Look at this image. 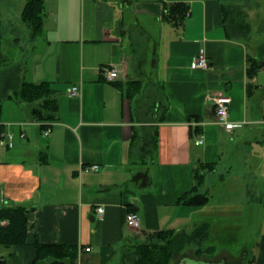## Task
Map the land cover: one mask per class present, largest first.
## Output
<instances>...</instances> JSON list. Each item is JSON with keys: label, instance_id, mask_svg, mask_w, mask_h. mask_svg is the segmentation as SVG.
I'll use <instances>...</instances> for the list:
<instances>
[{"label": "crops", "instance_id": "crops-1", "mask_svg": "<svg viewBox=\"0 0 264 264\" xmlns=\"http://www.w3.org/2000/svg\"><path fill=\"white\" fill-rule=\"evenodd\" d=\"M175 2L188 7L180 25L163 19ZM263 29L260 0H45L43 33L22 62L0 69V119L13 134L12 147L0 146V206L29 209L26 243L0 245L8 264H32L35 239L78 246L77 264H112L147 232L188 230L191 212L212 205L177 203L194 193L198 168L197 192L207 195L233 168L241 194L260 192L253 243L220 262L264 264L263 189L254 186L264 185ZM201 47L208 67L194 68ZM248 57L263 60L251 79ZM104 65L117 68L115 79L100 74ZM16 80L47 81L55 117L34 118L30 103L10 97ZM206 93L230 97L233 129L216 123ZM131 211L137 228L125 222Z\"/></svg>", "mask_w": 264, "mask_h": 264}, {"label": "trees", "instance_id": "trees-1", "mask_svg": "<svg viewBox=\"0 0 264 264\" xmlns=\"http://www.w3.org/2000/svg\"><path fill=\"white\" fill-rule=\"evenodd\" d=\"M44 3L45 0H26L21 9V20L29 28L32 38H36L43 33L44 22ZM188 14V7L181 2L165 4L163 19L180 25L184 17ZM240 25V32L243 35L248 34V23H237ZM1 45V39H0ZM246 72L251 79L256 70L263 64V60L259 62L255 58L248 57ZM4 64V57L0 52V66ZM14 69V68H13ZM252 83L248 82L247 90L250 92ZM13 95L20 101L30 103L29 114L37 119L49 120L55 117V100L52 97L53 90L47 81L33 83L30 81L16 80V84L11 87ZM4 93V92H3ZM2 94V93H1ZM9 95V94H8ZM13 95H10V97ZM2 97V95H0ZM1 100H0V118H1ZM199 128H193V135L198 133ZM4 132V127L0 119V137ZM192 133V132H191ZM151 144H154L155 134L150 136ZM194 137V136H193ZM264 144V138L262 139ZM212 169L209 165L203 168V171ZM195 184L192 189L194 193H183L178 196L177 203L186 205L203 206L207 204L209 198L205 193L197 192L196 186L200 185L204 179V172L200 168L194 171ZM264 202V185L263 196ZM29 209L23 205L4 204L0 206V219L6 220L4 224H0V245L3 247H12L26 243L27 239V215ZM210 224L201 222L192 230H181L175 228L160 229L147 232L141 240L137 238V242L133 245L131 252L124 249L120 255V264H126L125 260L131 264H168L173 254L179 251L186 244H197L200 246L202 241L209 235ZM140 240V241H139ZM34 256L32 264H77L79 255L78 246L72 244L60 243H43L35 239L33 241ZM211 247V246H210ZM210 250L211 248L208 247ZM124 261V262H123ZM123 262V263H122ZM0 264H8V260L0 255Z\"/></svg>", "mask_w": 264, "mask_h": 264}, {"label": "rangeland", "instance_id": "rangeland-1", "mask_svg": "<svg viewBox=\"0 0 264 264\" xmlns=\"http://www.w3.org/2000/svg\"><path fill=\"white\" fill-rule=\"evenodd\" d=\"M25 1L0 0V39L2 38L0 52L4 57L6 66L9 61L12 63L22 62L25 59L24 54L28 46L35 44L32 42L33 38L30 36L29 28L22 22L21 15L20 17L18 15V11L20 8L22 9ZM260 3L264 7V0H260ZM262 32L264 37V29ZM2 40L4 41L2 42ZM2 66H0V69H2ZM4 91L11 95L14 93L13 89L10 88ZM0 95H2L1 89ZM0 100L4 101L5 99L0 96ZM197 148H200V146ZM233 169L234 171L229 176L226 174V177H228L224 178L226 181L222 182L218 179L212 181L207 194L212 204L211 207L191 212V221L188 223L191 226H188L187 229L192 230L201 222H208L210 229L207 238L202 241L200 246L194 243L186 244L172 255L168 264H200L193 258L205 260L207 264H217L228 258L229 255L237 256L244 247L251 246L256 237V226L260 219L258 213H255L258 210L257 207L254 209L252 205L258 204L259 199L254 198V196H259L260 192L256 188L252 194L250 193L251 198L249 199L245 197V194H241L242 183L239 182L244 178L241 177V174L235 178L234 175L238 168ZM254 186H261L260 191L263 189L261 183L256 182ZM220 188H222L221 193ZM208 247L211 249L209 250ZM133 248L134 246H128L126 249L131 252ZM119 253L121 252L119 251ZM118 260H120V254L112 264L115 261L116 264H120L121 261L118 263ZM125 261L126 264H131L130 261Z\"/></svg>", "mask_w": 264, "mask_h": 264}, {"label": "built area", "instance_id": "built-area-1", "mask_svg": "<svg viewBox=\"0 0 264 264\" xmlns=\"http://www.w3.org/2000/svg\"><path fill=\"white\" fill-rule=\"evenodd\" d=\"M190 65L194 68H207L208 60L204 51V48H199L198 52L191 58ZM100 74L108 79L113 80L117 77V68L113 66H101L99 69ZM78 86L71 87V94H77ZM205 98L210 100L214 106L215 120L218 125L225 128L226 130H231L235 127V124L229 119V103L230 97L226 94H205ZM194 143L200 145L203 143V137L201 134L196 133L194 135ZM0 146L12 147L13 146V134L6 132L4 137L0 139ZM93 170H97L98 166L96 164L91 165ZM96 211L98 214H101L103 209L102 207H97ZM125 222L137 228L139 226V218L135 212H127L125 214Z\"/></svg>", "mask_w": 264, "mask_h": 264}, {"label": "water", "instance_id": "water-1", "mask_svg": "<svg viewBox=\"0 0 264 264\" xmlns=\"http://www.w3.org/2000/svg\"><path fill=\"white\" fill-rule=\"evenodd\" d=\"M194 260L197 261L200 264H202V263L207 264V261L202 260V259H194ZM217 264H222V263L220 262V263H217Z\"/></svg>", "mask_w": 264, "mask_h": 264}, {"label": "bare ground", "instance_id": "bare-ground-1", "mask_svg": "<svg viewBox=\"0 0 264 264\" xmlns=\"http://www.w3.org/2000/svg\"><path fill=\"white\" fill-rule=\"evenodd\" d=\"M4 135H5V133H2L0 139H2L4 137Z\"/></svg>", "mask_w": 264, "mask_h": 264}]
</instances>
